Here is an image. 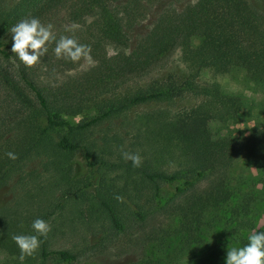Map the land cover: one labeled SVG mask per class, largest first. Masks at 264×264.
<instances>
[{"label":"trees","instance_id":"16d2710c","mask_svg":"<svg viewBox=\"0 0 264 264\" xmlns=\"http://www.w3.org/2000/svg\"><path fill=\"white\" fill-rule=\"evenodd\" d=\"M8 1L0 0L1 61L12 57L10 29L15 20L26 16L30 4H33V12L59 7L71 22L92 20L98 38L115 51L104 55L90 69L92 76L87 77L86 82L91 79L92 87L88 93L53 99L44 96L28 77L24 65L13 57L19 64L14 70L15 77L0 74V82L5 85L12 104L10 109L5 107V128L0 131V188L22 183L26 164L43 158L53 173L62 174L60 155L75 151L80 152L94 175L96 164L88 149L91 145L84 138L92 125L104 118L124 117L130 109L140 105L184 94L199 96L200 102L182 112L167 115L155 110L125 122L130 133V143L125 147H129L128 152L142 157L138 168L125 160L117 165L123 168L126 183L136 180L149 185L155 208L161 209L175 196L208 180L238 151H243L257 166L264 167V126L255 127L250 137L241 141L216 136L195 120L200 116L208 121H219L218 108L231 105L237 99L224 91L213 80L215 77L239 69L252 83H264V0H193L174 19L159 13L144 32L134 36L131 20L117 8L116 0H20L18 5L7 9ZM193 38L199 39V45L198 55L191 58L187 51ZM175 53H179L181 65L166 71ZM204 71L209 73L211 81H198ZM102 93L105 100L94 99ZM89 94L93 97L90 104L86 103V98L82 99ZM90 106L96 114L89 121L71 124L66 120V116L91 109ZM59 129L64 133L51 139V133ZM7 152L15 153L18 159H8ZM56 186L53 177L45 187L31 185L26 190L21 189L26 201L37 198L45 203L48 211L38 218L46 221L50 215ZM208 189V192L222 190L216 185ZM104 207L112 224L118 227L112 211ZM16 214L17 211H0V252L19 250L12 240L13 235L33 233L32 221L18 218ZM253 230L264 231L262 228ZM41 240L35 254L36 264H45L50 258L62 264L75 261L73 253L49 249L47 238ZM25 264H33L32 257L26 258ZM131 264L167 263L146 259Z\"/></svg>","mask_w":264,"mask_h":264},{"label":"rangeland","instance_id":"374dc122","mask_svg":"<svg viewBox=\"0 0 264 264\" xmlns=\"http://www.w3.org/2000/svg\"><path fill=\"white\" fill-rule=\"evenodd\" d=\"M191 1L116 0L117 8L131 20L132 36L144 32L159 13L174 19ZM19 3L20 0H9L6 8L11 9ZM32 5L27 7L24 18L37 17L44 24H52L57 39L62 35L71 36L80 44L88 45L94 63L57 59L53 51L55 44L51 43L41 63L32 68L24 66L28 77L48 99L88 93L92 87L91 79L86 82L87 77L92 76L90 69L104 55L109 56L115 50L98 38L92 20L71 22L59 7L33 12ZM19 21L15 20L13 25ZM198 45V38L190 40L187 54L191 58L198 55ZM10 53L12 57L7 61L0 60V74L15 77L14 70L19 64L13 58L11 48ZM170 60L166 71L181 65L179 53ZM213 80L237 99L231 105L218 108L221 120L208 121L196 116V122L208 127L216 136L247 140L255 127L264 126V83H252L239 69ZM198 81H211L209 73L202 72ZM83 98L88 104L93 99L92 94L83 95ZM8 99L7 89L0 82V131L5 128V107H12ZM94 99L103 101L106 97L102 93ZM200 99L184 94L132 108L124 117L98 121L84 135L85 141L91 145L88 149L96 164L94 175L79 151L60 155L64 173L58 175L47 166L44 158L29 162L24 168L22 183L14 185V182L0 188V211H17L16 217L33 222L48 210L37 198L26 201L21 189L26 190L31 185L45 187L54 177L57 186L50 215L46 218L51 226L47 243L49 249L73 253L75 261L68 264H131L146 259L167 264H225L228 245L242 247L247 244V237L253 229H264V167L257 166L243 151H238L208 180L200 181L192 190L175 196L161 209L155 208L149 185L136 180L126 183L123 168L117 167L124 160L121 149L129 150L125 147L130 143L125 122L138 114L155 110L167 115L182 112L196 106ZM95 114L91 108L65 118L71 124L84 123ZM63 133L61 129L56 130L51 133V139ZM215 185L222 190L208 192V188ZM116 196H122L123 202H118ZM104 206L112 211L118 227L112 224ZM18 257L19 250L15 248L1 251L0 264H21ZM37 262L36 256L32 257V263ZM45 264L62 263L50 258Z\"/></svg>","mask_w":264,"mask_h":264},{"label":"clouds","instance_id":"9594fccd","mask_svg":"<svg viewBox=\"0 0 264 264\" xmlns=\"http://www.w3.org/2000/svg\"><path fill=\"white\" fill-rule=\"evenodd\" d=\"M75 28V26H73ZM13 56L18 59L26 68L35 67L41 63V58L48 52V45L55 44L53 49L57 59H64L73 63L84 61L92 64L91 48L88 45L80 44L71 36H60L57 39L52 24H44L37 17H26L21 19L11 29ZM122 158L130 161L132 167L138 168L142 164V157L139 153L123 151ZM8 159H18L13 152H7ZM115 199L122 203L123 197L116 196ZM32 234H16L12 240L19 249V261L21 264L26 258L34 257L41 247V238L46 239L51 231L50 224L40 218L32 222ZM247 244L244 246H229L227 248L225 264H264V231L253 230L247 237Z\"/></svg>","mask_w":264,"mask_h":264}]
</instances>
